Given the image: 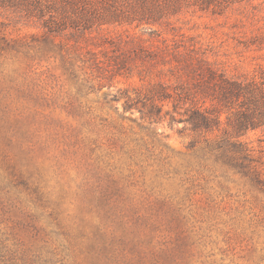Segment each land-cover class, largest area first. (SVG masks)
<instances>
[{"label":"rangeland","instance_id":"rangeland-1","mask_svg":"<svg viewBox=\"0 0 264 264\" xmlns=\"http://www.w3.org/2000/svg\"><path fill=\"white\" fill-rule=\"evenodd\" d=\"M159 2L149 26L73 36L0 6V264H264L262 99L181 64L264 93V0ZM190 106L218 124L193 130Z\"/></svg>","mask_w":264,"mask_h":264},{"label":"trees","instance_id":"trees-1","mask_svg":"<svg viewBox=\"0 0 264 264\" xmlns=\"http://www.w3.org/2000/svg\"><path fill=\"white\" fill-rule=\"evenodd\" d=\"M0 6L20 8L28 17H34L38 21L45 34L52 36H73L104 22L149 26L161 16L165 7L159 0H0ZM181 64L187 76V84L191 82L202 89L217 91L225 101L241 95L258 102L262 99L264 108V93L257 87H251L250 83L226 77L197 56L183 57ZM158 93L160 98L170 96L166 91ZM189 93L187 90L180 92L177 100ZM151 106L152 104L150 108ZM185 113V121L193 130L211 129L219 122L215 115L199 107L190 106L185 109ZM247 119L237 124V131L254 127L255 123L248 122Z\"/></svg>","mask_w":264,"mask_h":264}]
</instances>
